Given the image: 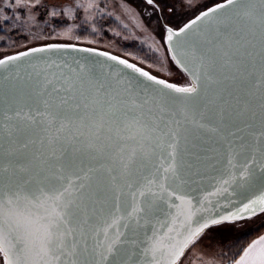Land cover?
I'll return each mask as SVG.
<instances>
[{"label": "snow or ice", "instance_id": "obj_1", "mask_svg": "<svg viewBox=\"0 0 264 264\" xmlns=\"http://www.w3.org/2000/svg\"><path fill=\"white\" fill-rule=\"evenodd\" d=\"M117 7L170 56L73 43L98 0H0L32 45L0 58V264H264V0Z\"/></svg>", "mask_w": 264, "mask_h": 264}, {"label": "rangeland", "instance_id": "obj_2", "mask_svg": "<svg viewBox=\"0 0 264 264\" xmlns=\"http://www.w3.org/2000/svg\"><path fill=\"white\" fill-rule=\"evenodd\" d=\"M101 4L103 11L105 14L108 12L112 13V16L105 15V18L110 20V25L100 24L99 21L103 18L97 16L95 21V26L101 29L99 35L91 34V28H87V30L78 29L77 31H82L81 41L73 40V43H78L79 46H90L97 48L98 50H106L115 55H120L122 58H127L130 62H136L139 64L140 58H145L147 62H153L156 58V55L153 53V49L159 48V54H170L167 53L166 49V38L164 40L161 39V36L157 31H153L156 28V23L153 19L148 18L143 13H141L139 19H135L131 16L121 15L120 9L117 7L120 3L126 2V0H98ZM133 6L139 5L140 0H131ZM196 4H208L213 5L215 0H194ZM179 8V5H177ZM137 11L140 12L141 9L137 7ZM180 15L183 19H187L191 15V10L189 9H181ZM83 14H81V17ZM120 16V20H116L115 17ZM143 22L144 28L147 31H144L139 25ZM0 25H3V22L0 21ZM127 25V27H125ZM85 27V26H84ZM62 30V29H58ZM114 33H119V35H114ZM95 40L96 43L92 45H88L83 43L86 40ZM129 44L127 48L125 46ZM21 45L14 50L7 51L9 54H15L18 51L25 50L26 47H30L31 42L27 39L21 40ZM131 45V47H130ZM151 46V48L149 47ZM6 51L0 49V58L3 57ZM128 53L129 55H125ZM137 57L136 60H133V57ZM149 58V59H148ZM147 69V63L143 65ZM158 64H155L152 71L155 72ZM174 67V65H173ZM163 78L169 79L170 81H180V75H178L175 71L171 75H166L165 73H159Z\"/></svg>", "mask_w": 264, "mask_h": 264}, {"label": "trees", "instance_id": "obj_3", "mask_svg": "<svg viewBox=\"0 0 264 264\" xmlns=\"http://www.w3.org/2000/svg\"><path fill=\"white\" fill-rule=\"evenodd\" d=\"M99 23L101 25L102 24L110 25V20L107 18H103L99 21ZM0 26H2V25H0ZM22 39H25V38H23L21 35H17L11 29L0 30V49L4 50V51H11V50H14L15 48L18 49V47L21 45L20 43H21ZM125 46L128 48L129 44L125 43ZM130 47H131V45H130ZM251 238L255 239L256 237L252 236Z\"/></svg>", "mask_w": 264, "mask_h": 264}]
</instances>
